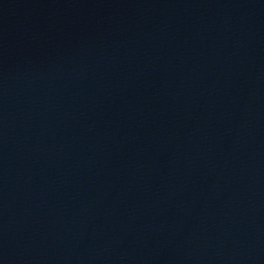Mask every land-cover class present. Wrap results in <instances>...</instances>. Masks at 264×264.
Returning <instances> with one entry per match:
<instances>
[{
  "label": "water",
  "instance_id": "95a60500",
  "mask_svg": "<svg viewBox=\"0 0 264 264\" xmlns=\"http://www.w3.org/2000/svg\"><path fill=\"white\" fill-rule=\"evenodd\" d=\"M0 264H264V0H0Z\"/></svg>",
  "mask_w": 264,
  "mask_h": 264
}]
</instances>
